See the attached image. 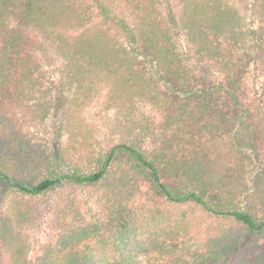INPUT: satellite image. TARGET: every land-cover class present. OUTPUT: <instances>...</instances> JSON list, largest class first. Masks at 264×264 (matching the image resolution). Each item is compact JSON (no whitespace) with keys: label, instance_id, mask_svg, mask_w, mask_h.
Returning a JSON list of instances; mask_svg holds the SVG:
<instances>
[{"label":"trees","instance_id":"trees-1","mask_svg":"<svg viewBox=\"0 0 264 264\" xmlns=\"http://www.w3.org/2000/svg\"><path fill=\"white\" fill-rule=\"evenodd\" d=\"M102 89L116 141L85 116ZM0 245L264 264V0H0Z\"/></svg>","mask_w":264,"mask_h":264},{"label":"rangeland","instance_id":"rangeland-1","mask_svg":"<svg viewBox=\"0 0 264 264\" xmlns=\"http://www.w3.org/2000/svg\"><path fill=\"white\" fill-rule=\"evenodd\" d=\"M60 62L57 60L54 68L59 67ZM56 69V68H55ZM105 89H102V91L99 94V97L97 99H94L89 103V105L86 107L85 116L87 120L90 123H94L95 127L102 131V135L106 136L107 139L110 141H116L118 137L120 136L119 133L113 132L109 129L108 121L113 116V111L110 110L108 107L106 108L105 104ZM128 143L131 145L138 146L140 148H145L148 146V142L146 138L143 137L141 133L138 131H135L131 136L128 138ZM46 233V229H43L35 234V237L31 238V255L35 256L38 253L39 244L44 238V235ZM33 236V235H32ZM0 253H7L5 252V249L0 245ZM6 260V258H4ZM236 260L234 258H230L226 261L225 264H235ZM141 264H157L156 261L153 260V258H143L141 261Z\"/></svg>","mask_w":264,"mask_h":264}]
</instances>
